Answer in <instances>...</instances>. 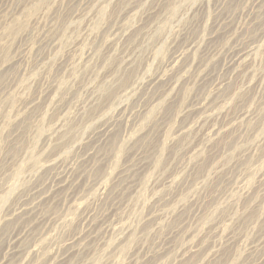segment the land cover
I'll return each instance as SVG.
<instances>
[{"label": "rangeland", "instance_id": "obj_1", "mask_svg": "<svg viewBox=\"0 0 264 264\" xmlns=\"http://www.w3.org/2000/svg\"><path fill=\"white\" fill-rule=\"evenodd\" d=\"M263 263L264 0H0V264Z\"/></svg>", "mask_w": 264, "mask_h": 264}, {"label": "bare ground", "instance_id": "obj_2", "mask_svg": "<svg viewBox=\"0 0 264 264\" xmlns=\"http://www.w3.org/2000/svg\"><path fill=\"white\" fill-rule=\"evenodd\" d=\"M19 237V236H18ZM264 264V263H263Z\"/></svg>", "mask_w": 264, "mask_h": 264}]
</instances>
